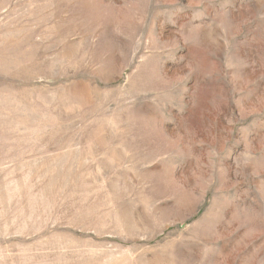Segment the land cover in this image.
I'll return each instance as SVG.
<instances>
[{"label":"rangeland","instance_id":"rangeland-1","mask_svg":"<svg viewBox=\"0 0 264 264\" xmlns=\"http://www.w3.org/2000/svg\"><path fill=\"white\" fill-rule=\"evenodd\" d=\"M0 264H264V0H0Z\"/></svg>","mask_w":264,"mask_h":264}]
</instances>
